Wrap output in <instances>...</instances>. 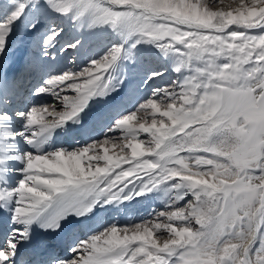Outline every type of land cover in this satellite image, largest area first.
<instances>
[{
	"label": "snow or ice",
	"instance_id": "snow-or-ice-1",
	"mask_svg": "<svg viewBox=\"0 0 264 264\" xmlns=\"http://www.w3.org/2000/svg\"><path fill=\"white\" fill-rule=\"evenodd\" d=\"M0 264H264V0H0Z\"/></svg>",
	"mask_w": 264,
	"mask_h": 264
},
{
	"label": "rangeland",
	"instance_id": "rangeland-1",
	"mask_svg": "<svg viewBox=\"0 0 264 264\" xmlns=\"http://www.w3.org/2000/svg\"><path fill=\"white\" fill-rule=\"evenodd\" d=\"M248 2H251V0H248ZM66 34L69 37H75L77 35L70 28H66ZM146 92H147V88H145V90L142 93V95L146 94ZM47 102L51 103L50 100L47 101ZM140 139H143V140L147 141V140L150 139V134L141 133L140 134ZM129 152H130V149H129ZM112 154H113V152H112V150H110L109 151V155H112ZM101 163H103V162H101ZM122 166H124V165H122ZM151 207H155L156 211H160L161 210L160 206H158V205H152ZM151 207L147 211H142L138 215L142 216L144 220H149V221L152 220L153 219L152 215H149V212L151 211ZM115 219L117 220V223H118L119 227H124V226H128L129 224H134L136 222H139L137 219H135L131 215L124 216V217H116ZM168 235H169V233H167L166 231L165 232H160V233H154L153 234V239H157L158 242H162L165 238L168 237Z\"/></svg>",
	"mask_w": 264,
	"mask_h": 264
}]
</instances>
